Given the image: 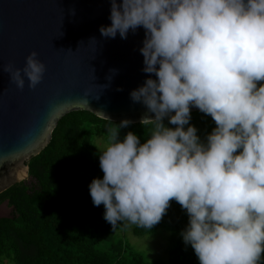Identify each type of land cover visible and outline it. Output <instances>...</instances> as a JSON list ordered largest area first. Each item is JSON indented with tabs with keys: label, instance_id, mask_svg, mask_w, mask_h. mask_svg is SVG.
Segmentation results:
<instances>
[{
	"label": "clouds",
	"instance_id": "9594fccd",
	"mask_svg": "<svg viewBox=\"0 0 264 264\" xmlns=\"http://www.w3.org/2000/svg\"><path fill=\"white\" fill-rule=\"evenodd\" d=\"M109 4L102 37L144 30L148 78L129 97L147 109L139 124L151 131L141 142L133 131L120 134L132 121L110 122L96 148L103 176L88 185L93 205H103L113 231L151 230L174 200L188 217L179 235L198 264H264V0ZM2 71L17 89L25 81L35 89L46 66L33 51L22 68ZM190 107L215 124L203 139Z\"/></svg>",
	"mask_w": 264,
	"mask_h": 264
},
{
	"label": "water",
	"instance_id": "95a60500",
	"mask_svg": "<svg viewBox=\"0 0 264 264\" xmlns=\"http://www.w3.org/2000/svg\"><path fill=\"white\" fill-rule=\"evenodd\" d=\"M109 8V0H0V194L25 181L27 162L48 145L67 113L83 110L132 124L146 114L129 97L148 78L139 52L144 30L126 39L102 37ZM33 51L46 66L43 80L35 89L25 81L19 90L2 67L22 68Z\"/></svg>",
	"mask_w": 264,
	"mask_h": 264
},
{
	"label": "trees",
	"instance_id": "16d2710c",
	"mask_svg": "<svg viewBox=\"0 0 264 264\" xmlns=\"http://www.w3.org/2000/svg\"><path fill=\"white\" fill-rule=\"evenodd\" d=\"M190 116L201 139L215 127L211 117L200 111ZM164 123L175 128L167 119ZM110 126L83 110L58 120L48 145L27 162L32 182L22 181L0 194V205L7 202L12 208L9 217L0 218V264H163L146 260L123 239L114 238L112 226L103 219V205L92 203L88 185L103 173L90 137L106 135ZM127 131L143 142L151 129L132 124L121 130V136ZM169 203L151 230L133 226L132 233L143 237L165 228L168 264H198L179 235L187 225L186 211L174 200ZM101 244H106V250L98 249Z\"/></svg>",
	"mask_w": 264,
	"mask_h": 264
},
{
	"label": "rangeland",
	"instance_id": "374dc122",
	"mask_svg": "<svg viewBox=\"0 0 264 264\" xmlns=\"http://www.w3.org/2000/svg\"><path fill=\"white\" fill-rule=\"evenodd\" d=\"M106 138V135L91 136L90 140L92 144L100 150L103 147L101 140L103 139L106 142ZM25 181L27 183L32 182L29 176L25 179ZM11 212L12 208L8 206L7 202L0 205V218L9 217ZM132 229L133 226L125 228L123 225H120L114 231V238L123 239L129 247L141 252L146 260L168 264L169 233L165 228H160L156 231V233L143 237L134 236ZM98 249L106 250V244L99 245Z\"/></svg>",
	"mask_w": 264,
	"mask_h": 264
}]
</instances>
